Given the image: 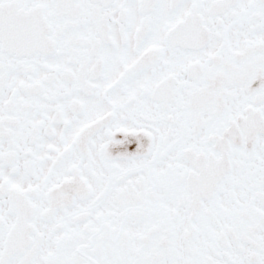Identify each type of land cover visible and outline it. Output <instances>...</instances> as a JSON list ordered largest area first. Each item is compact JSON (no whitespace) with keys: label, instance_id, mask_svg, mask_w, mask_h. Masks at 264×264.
Masks as SVG:
<instances>
[{"label":"snow or ice","instance_id":"snow-or-ice-1","mask_svg":"<svg viewBox=\"0 0 264 264\" xmlns=\"http://www.w3.org/2000/svg\"><path fill=\"white\" fill-rule=\"evenodd\" d=\"M0 264H264V0H0Z\"/></svg>","mask_w":264,"mask_h":264}]
</instances>
